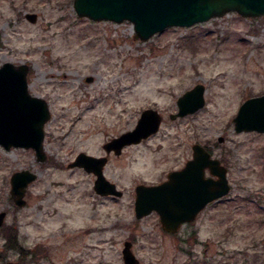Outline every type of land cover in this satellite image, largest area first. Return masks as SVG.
Listing matches in <instances>:
<instances>
[{
  "label": "rangeland",
  "instance_id": "rangeland-1",
  "mask_svg": "<svg viewBox=\"0 0 264 264\" xmlns=\"http://www.w3.org/2000/svg\"><path fill=\"white\" fill-rule=\"evenodd\" d=\"M73 2L0 0V66L29 65V91L52 113L45 162L33 150L0 146V213L18 225L25 264H123L127 240L139 264H264V133H237L233 124L249 96L264 94V16L231 12L143 42L131 22L80 18ZM33 12L35 23L26 18ZM197 84L206 87L205 106L171 119ZM147 108L163 116L160 131L105 169L123 196H99L94 177L68 165L80 152L104 155L103 145L133 129ZM194 143L229 165L230 198L174 234L155 214L138 219L136 184L180 166ZM22 169L37 179L19 207L10 181ZM3 245L0 235V263L16 260Z\"/></svg>",
  "mask_w": 264,
  "mask_h": 264
},
{
  "label": "water",
  "instance_id": "water-1",
  "mask_svg": "<svg viewBox=\"0 0 264 264\" xmlns=\"http://www.w3.org/2000/svg\"><path fill=\"white\" fill-rule=\"evenodd\" d=\"M73 7L80 18H88L95 22L111 21L123 23L129 21L134 26L135 38L145 42L158 33L171 27H191L207 22L213 18L223 17L236 12L246 18L264 16V0H74ZM26 18L37 22V13H28ZM29 65H14L5 62L0 66V145L7 151L12 148L30 149L35 152L37 161L45 162V126L52 117L48 101L29 91ZM89 82L91 77L87 78ZM205 86L185 91L177 100L178 112L171 115L175 120L187 117L203 108L206 104ZM236 132L256 131L264 133V95L249 97L240 106L233 117ZM136 126L114 137L104 147L114 150L117 155L131 144L140 143L143 139L156 134L160 130L162 115L157 109H145ZM223 137H219L220 141ZM194 159L183 170L169 173V182L156 186L138 185L135 201V215L138 219L159 213L162 228L171 234L178 232L181 226L192 221L204 207L227 195L230 184L227 168L201 144L193 146ZM105 157H97L80 152L68 166L84 168L97 178L94 189L101 196L122 197L123 191L115 183L104 176ZM209 169L211 176L217 180L203 176ZM195 176L197 187L189 189L185 185H176L183 178L191 180ZM37 179V173L22 169L11 177V198L16 205L26 204L24 196L29 185ZM6 212L0 213V227L3 225ZM133 243L124 242L123 264H139L140 260L133 252ZM5 264H21L9 261Z\"/></svg>",
  "mask_w": 264,
  "mask_h": 264
},
{
  "label": "flooded vegetation",
  "instance_id": "flooded-vegetation-1",
  "mask_svg": "<svg viewBox=\"0 0 264 264\" xmlns=\"http://www.w3.org/2000/svg\"><path fill=\"white\" fill-rule=\"evenodd\" d=\"M186 117V116H185ZM185 117H182V118H185ZM187 118V117H186ZM162 122H163V120H162ZM234 124V123H233ZM235 127V126H234ZM242 133V132H241ZM157 134V133H156ZM156 134H154V135H152V136H150L149 138H147V139H143L140 143H137V144H131V145H127V146H125L123 149H122V153L123 152H125L128 148H130V147H133V146H139V145H141V144H143L144 142L146 143V141H148L150 138H152L153 136H155ZM111 140V139H110ZM107 143V142H106ZM196 143H194L193 145H192V151H193V146L195 145ZM105 145V144H104ZM103 145V146H104ZM204 146V145H203ZM211 154H212V156L214 157V158H218L220 161H221V164L223 165V166H225L226 168H227V178H228V181H229V184L231 185V182H230V179H229V170H230V167H229V165L226 163V161H224L225 159H223V158H220V157H217V156H215L214 155V153L212 152V151H210L211 149L209 148V147H206V146H204ZM191 151V152H192ZM104 155H98L97 157H105L106 158V165L104 166V176L106 177L107 176V173L105 172V169L110 165V163H111V161H112V159H113V157L115 156V157H119V156H121L122 155V153L120 154V155H117L116 154V152L114 151V150H112V151H108L105 147H104ZM77 156H75V158H76ZM75 158H74V160H75ZM194 159V157H193V152H192V156H187V157H185V158H183V161L181 162V164H180V166L178 165V167H173V168H171V169H169L168 170V172L164 175V176H162L161 178H159L158 180H155V181H153V182H140V183H137L136 184V188H137V186L138 185H146V186H156V185H159V184H162V183H164V182H169L170 180H169V173H171L172 171H175V170H183V169H185L187 166H188V163L191 161V160H193ZM72 162V161H71ZM75 168H79V167H75ZM79 169H84V168H79ZM85 171V170H84ZM86 172V171H85ZM86 173H88V172H86ZM88 174H90L91 176H93L94 177V185H95V180H96V176L93 174V173H88ZM203 176H205V178H207V179H212V180H217L218 178L217 177H213V176H211V173H210V171H209V169H206L205 171H204V173H203ZM107 179H109L108 177H106ZM111 182H113V183H115V185H117L118 186V184H117V182L116 181H114V180H112V179H109ZM197 180H196V178H195V176H193V178L191 179V180H188L187 179V177L186 178H183L182 180H180V181H176L174 184H176V185H178V184H180V185H185V186H187V188H189V189H195L196 187H197ZM116 186V187H117ZM119 188V187H118ZM136 188H135V191H136ZM231 188H232V186H231ZM95 190V189H94ZM230 192H231V190H230ZM229 192V193H230ZM229 193L227 194V195H225V196H223L222 198H219L218 200H214V201H212V202H210V203H208L205 207H204V209L203 210H201L198 214H197V216L192 220V221H189V222H186L185 224H183V226L182 227H187V226H192V225H195L197 222H198V218H199V216L200 215H202V213L203 212H205L207 209H209L210 208V206H212V205H214V204H217V203H219V202H223L224 200H228L230 197H229ZM99 195V194H98ZM99 196H101V195H99ZM101 197H105V196H101ZM106 197H114V196H106ZM105 197V198H106ZM137 198V192H136V196H135V199ZM12 199V198H11ZM24 199H25V201H26V204H27V199H26V197L24 196ZM136 201V200H135ZM6 212V211H5ZM6 214V217H5V221H4V223H3V225H1V227H0V235H1V237L3 238V240H5V245H3V246H5V249H6V251L8 252V251H15V252H17L18 253V257L16 258V260H11L10 258H5L4 260H1L2 262L0 263V264H5L6 262H9V261H15V262H20L21 264H25L26 263V260H27V253H28V250H27V248L24 246V245H22L21 244V242H20V231H19V228H18V225H16V224H8V223H6V218H7V215L9 214L8 212H6L5 213ZM152 214H155V215H157L158 217H159V219H160V216H159V213L158 212H156V211H153L150 215H152ZM149 216V215H148ZM11 228H13L14 229V231H15V241H16V243H15V246H14V248L11 246V244H9V238H10V235H11Z\"/></svg>",
  "mask_w": 264,
  "mask_h": 264
},
{
  "label": "trees",
  "instance_id": "trees-1",
  "mask_svg": "<svg viewBox=\"0 0 264 264\" xmlns=\"http://www.w3.org/2000/svg\"><path fill=\"white\" fill-rule=\"evenodd\" d=\"M15 231H14V229L13 228H11V235H10V238H9V244H12L11 246L14 248V246H15V243H16V241H15Z\"/></svg>",
  "mask_w": 264,
  "mask_h": 264
}]
</instances>
